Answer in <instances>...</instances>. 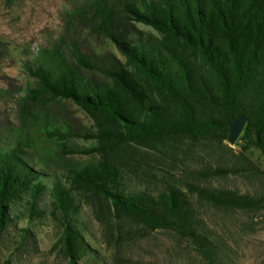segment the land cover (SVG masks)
I'll return each mask as SVG.
<instances>
[{
  "label": "trees",
  "instance_id": "trees-1",
  "mask_svg": "<svg viewBox=\"0 0 264 264\" xmlns=\"http://www.w3.org/2000/svg\"><path fill=\"white\" fill-rule=\"evenodd\" d=\"M64 17L52 45L26 61L34 83L22 105H80L94 121L86 135L96 145L71 150L97 157L68 164L60 177L37 166L19 134L14 141L0 137V264L37 256L32 222L47 217L60 228L51 254L67 264H101L87 239L85 206L118 262L131 235L163 231L187 242L204 264H238V251L205 208L264 210V169L245 153L254 148L264 158V0H80ZM101 40L117 52L84 48ZM241 114L248 118L238 138L245 150L233 166H210L182 183L127 161L139 146L161 151L185 139L223 145ZM231 172H247L262 185L242 193L202 183Z\"/></svg>",
  "mask_w": 264,
  "mask_h": 264
},
{
  "label": "rangeland",
  "instance_id": "rangeland-1",
  "mask_svg": "<svg viewBox=\"0 0 264 264\" xmlns=\"http://www.w3.org/2000/svg\"><path fill=\"white\" fill-rule=\"evenodd\" d=\"M79 1L0 0V137L14 141V137L19 134L26 149L35 156L37 166L60 177H64L68 164L97 157L95 154L74 153L71 150H85L96 145V140L86 135L95 129L94 121L84 108L72 100H49L25 111L22 97L24 89L34 83L26 61L31 62L43 47L52 45V41L57 39L67 24L64 15ZM138 27L157 33L150 26L138 24ZM86 33L84 36L88 37ZM84 48L88 52H101L105 48L117 52L113 45L104 40L93 41L92 44L85 42ZM71 128L81 135H72L69 132ZM165 149L149 151L139 146L127 161L140 168L156 167L155 171L166 175L170 173L171 180H175L176 175L184 183L190 182L197 171L210 166L235 165L240 152L245 150L239 139L235 143L227 139L223 145L185 139ZM245 153L264 169V158L259 150L251 148ZM202 183L242 193L260 189L262 185L259 178L247 172L218 175ZM47 202L42 203L44 207ZM205 214L238 251V264H264V210L252 213L208 206ZM81 217L90 229L91 235L88 234L87 239L102 254L101 264H204L197 251L187 242L180 243L163 231L131 235L123 245L122 261L118 262L113 256L114 249L107 246L104 229L95 218L92 208L83 207ZM32 223L38 235L40 252L34 257L26 256L21 263L16 264H67L65 259L49 252L60 235L58 224L51 217L35 219Z\"/></svg>",
  "mask_w": 264,
  "mask_h": 264
},
{
  "label": "water",
  "instance_id": "water-1",
  "mask_svg": "<svg viewBox=\"0 0 264 264\" xmlns=\"http://www.w3.org/2000/svg\"><path fill=\"white\" fill-rule=\"evenodd\" d=\"M248 122V118L241 114L231 122L228 140L235 143Z\"/></svg>",
  "mask_w": 264,
  "mask_h": 264
}]
</instances>
